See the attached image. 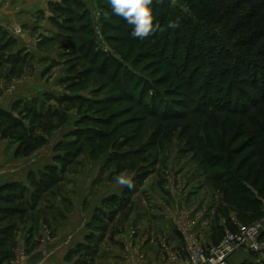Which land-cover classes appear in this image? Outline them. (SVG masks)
Returning <instances> with one entry per match:
<instances>
[{
    "label": "rangeland",
    "instance_id": "rangeland-1",
    "mask_svg": "<svg viewBox=\"0 0 264 264\" xmlns=\"http://www.w3.org/2000/svg\"><path fill=\"white\" fill-rule=\"evenodd\" d=\"M78 1L85 8L75 0L51 1L48 31L40 28L32 34L21 27L3 28L0 24V45L5 48L1 51L4 63L0 68V100L20 96L9 107L12 118L0 127V169L19 174L32 168L25 181L0 186V226L11 225V244H17L22 231L29 244L23 253H17L16 248L9 249V240L4 248L10 250L9 264H25L35 248H50L58 235L62 238L61 232L68 235L67 231L76 229L69 218L79 212L82 227L86 220L88 235L85 243L77 245L65 258L71 264H105L106 260H101L107 247L116 248L124 256V245L119 242L122 236L135 245H145V251L156 245L161 264L176 261L178 258L170 256L169 249L178 243L166 234L158 217L164 214L160 205L173 198L164 188L178 192L188 185L204 188L207 212L213 215L205 225L212 226L210 232L214 230L216 239L212 245L219 244L226 231H236L235 224L250 227L263 221L264 161L254 155L255 149L248 143L257 127L249 123L248 117L227 113V109L248 106V87L242 84L232 91L229 77L221 75L209 89L203 69H198L201 59L193 58L190 70L180 74L171 73L172 65L167 67L158 61L154 64V57L141 59L147 47L143 42H132L134 39L128 41L133 38L131 25L103 29L101 15L110 18L111 12L102 10L97 0L89 5L87 0ZM215 4L177 0L176 7H171L170 0L160 4L154 0L153 6L166 7L153 11L155 21L164 22V30L155 33L161 50L165 36H176L166 30L170 20L200 15L205 28L198 34L200 38L209 36L212 32L207 29L216 25L223 40L233 44L236 54L264 62V56L258 53L264 49V9L253 12L252 4L244 5L227 20L219 21L222 11L213 8ZM84 17L86 20L80 21ZM238 23H244L243 28L232 33ZM82 24L87 27L84 32ZM183 29L185 32L188 25ZM255 32H263L255 47L248 43L238 47L236 41H246ZM34 35L38 37L33 50L29 51L28 44L20 49L18 40L24 36V40L34 43ZM214 35L217 37V32ZM90 40L95 42L94 49L103 53L99 59L83 49ZM186 47L182 45L176 51L179 58H186ZM102 62L104 68H100ZM129 69L136 75L125 76ZM192 74L200 81L189 85ZM236 82L240 83L239 78ZM151 109L164 119L157 118ZM4 127L8 128L6 135ZM206 154L211 166L205 162ZM217 155L221 157L214 162ZM125 170L132 175L134 187L116 196L114 204L111 198L116 192L115 177ZM237 178L241 184L245 182V190L236 185ZM98 200L100 205L96 206ZM5 214L7 220L3 222ZM134 216L140 217L137 225L131 224ZM198 221L200 218L186 221L185 225L208 251L212 245H206L192 231ZM220 222L224 226L220 227ZM39 232L45 236L40 237ZM182 237V250L186 251V239L183 234ZM128 242L126 245L131 247ZM260 242L262 253L241 249L234 252L229 264H264V235ZM80 246L90 250L77 253ZM186 254V264H192L188 251ZM114 255L115 251L111 257ZM208 256L211 259L210 250Z\"/></svg>",
    "mask_w": 264,
    "mask_h": 264
},
{
    "label": "trees",
    "instance_id": "trees-1",
    "mask_svg": "<svg viewBox=\"0 0 264 264\" xmlns=\"http://www.w3.org/2000/svg\"><path fill=\"white\" fill-rule=\"evenodd\" d=\"M65 1L68 3H72L70 2V0H65ZM75 1H76L75 4H77L78 6L82 5L79 7H84V4L82 2L78 0H75ZM106 1L107 0H97L98 4L101 3L102 10L111 12L110 18L104 16L103 14L101 15L103 29H105L106 27H109V28H113L116 30L117 27L119 26L129 25L121 17L116 16L112 13L111 6L108 3L103 4V2H106ZM202 1L203 0H196L197 4H200ZM207 1L211 3H216L213 8H219L216 10H219V12L222 11L218 15L219 21L227 20L229 17L234 15L236 10L240 9L244 5L252 4L253 12L255 11L257 12L259 9H264V0H207ZM154 8L160 9V8H166V7L164 6L162 7L161 5L159 6L152 5V9ZM222 8H226V9L223 11ZM155 9L153 10L154 12H155ZM198 16L199 17L188 14V16L181 17L183 20H179L178 27L168 28L166 26L167 32L170 33L171 31L173 32V34H176V36L174 37V35H171V33H170V36L169 35L165 36L164 43L162 44V47H163L162 50L159 44L156 43L155 34L141 41H139L140 39L138 38L130 39L129 37L128 41L130 40L132 41V39H134L132 42H140V43L143 42V44L147 47V50L142 52L141 59H143L144 57H154L155 59L154 64H155V61H158L159 63H163L167 67L173 66L174 71L171 73L180 74V71L182 70H185L187 72L188 69L190 70L191 64H193L194 59H201V62H200L201 67L198 69H203L202 71L205 73L204 79H205V82H207L206 84H208L207 87L209 89L212 88V85L214 84L213 81L219 78L221 75L224 76L225 78L229 77L227 79V82H229L228 85L232 87V91H234V88H236L238 85L243 84L247 86L249 89V92L246 93L247 95L246 102L247 104L249 103L248 106L240 108V109L238 107L227 109L228 110L227 113L233 111L235 113H239L245 117H248L247 120L249 121V123L257 127V130L255 131V133L250 136L248 143L251 147H254L255 149L254 155L257 156L259 160L264 161V62L261 63L258 58H256L255 60L257 62H255L254 58H249L248 56H245V55L241 56V55L236 54L233 48V44L230 45L229 41L223 40L224 37L220 36L222 32L218 30V27L215 24H213L215 26H210L209 29H207V31L210 30L212 32V33H209V36H205V38L203 37L200 38L199 37L200 35L198 34L201 31L205 32V28H204L203 17H201L200 15ZM85 20H86V17H84L80 21L84 22ZM163 23L160 24L162 29H164ZM244 23L243 24L238 23L237 24L238 28L235 27L234 29H232V33L238 32L240 28H243L242 26L244 25ZM185 25L186 26L188 25V29L184 32L183 26ZM66 27L67 26H64L63 29H66ZM86 28H87L86 25L82 24V28H81L82 32H84ZM72 30L77 31L75 28H72ZM160 32L162 31H157L158 34ZM215 32H217V37H215L214 35ZM242 32H243V35L246 34L245 30H242ZM230 33L231 31L229 32V34ZM262 34L263 32L262 33L255 32L249 35L246 41L245 40L243 41L244 39L243 38V39H239L238 41H236V43L238 44V47L240 44L248 43V45L251 48H253L258 44L259 41L257 39L259 38V36L261 37ZM183 35H185L184 38H183ZM185 44L187 46L186 47L187 49L186 58L181 59L179 58L180 54H178L176 51H178L179 48ZM94 46H95V42H93V40L92 41L90 40L89 42L86 41V43L83 45V49H85L88 55L92 54L94 57L99 59L103 53H101L100 51H96L94 49ZM4 49L5 48H3L2 45H0V68L2 67L4 63L3 55L1 54V51H3ZM258 53L262 55L263 57L264 49L263 51H259ZM103 63L104 62L100 64V68H104L105 65ZM129 70L126 71L125 76H128V75L132 76L133 74H135L132 70L130 71ZM195 77L197 76H193L192 74L191 79L189 81L190 82L189 85L200 81V80H197L198 78H195ZM238 78L240 80V83L236 82ZM189 85L187 84V87H189ZM259 85L263 87L262 90L260 89ZM151 110L154 111L153 114H155L157 118H160L161 120L164 119L162 118V116L157 115V110H154V109H151ZM36 116H38V114ZM11 118H12L11 113L0 109V127L3 126L5 121ZM16 124L19 125L18 122H16ZM7 131H8V128L4 127L3 134L6 135ZM233 153H236V152H233ZM204 156L206 159L205 162H207V164L210 163L209 166H211L212 164L208 160L209 157L207 156V154ZM217 157L218 158H215L216 160L213 159L214 162L217 161L221 157V155L220 156L217 155ZM263 166H264V162H263ZM234 182L236 183V185L239 184V186H241L245 190V186L242 185L243 183L245 184V182H242L241 184V179L237 178L234 180ZM230 185L232 189L237 191V188H236L237 186L235 187L233 186V184H230ZM14 187L16 186H13V188ZM240 191L241 190H238L237 193L238 194L241 193ZM261 191H263V189L260 190V194H261ZM116 198H117L116 196H113L111 198V199H114V204L116 203ZM249 201L250 199H248V202ZM260 201H261L260 199L256 201L258 209H259ZM121 202L123 203V201ZM116 213L117 211L111 213V218H110L111 220L114 219L113 217L114 215H116ZM260 213H261V210L259 209L258 215H261ZM6 216L7 214L3 215L2 216L3 220L1 221L5 222L7 220ZM0 227H4L2 228L3 230H0V264H3L5 261H9L11 259L10 254H9L10 250L5 251L4 248H6L8 241L12 240L11 238L13 236V232L11 230L10 224H7V226L4 225ZM79 248L80 249H78L77 253H81V251L85 252L87 250H90V247H87V246H80ZM86 255L92 256L91 253H87ZM80 264H84V263H80Z\"/></svg>",
    "mask_w": 264,
    "mask_h": 264
},
{
    "label": "crops",
    "instance_id": "crops-1",
    "mask_svg": "<svg viewBox=\"0 0 264 264\" xmlns=\"http://www.w3.org/2000/svg\"><path fill=\"white\" fill-rule=\"evenodd\" d=\"M51 1L55 0H0V13L3 14V16H1L0 14V24H3V28L21 27V29H23L24 31H30L32 34H36L35 31L40 28L44 29L45 31H48L50 25L49 21L52 17V13L48 12L50 11L48 5L49 3L51 4ZM93 2L94 4H96V0H93ZM86 3H88L89 5V3H92V0H87ZM4 6L10 8H3ZM31 37L33 38L31 39V41H34V43H29L24 40V36L18 40L20 49H22V47H25L28 44L29 51L33 50L34 45L36 44L35 42H37L35 41L36 37L38 36L34 35ZM15 88H21V86ZM18 98H20L18 94H15L14 99L1 98L2 100H0V109L8 111L12 103ZM0 164H2V161H0ZM23 164L25 163H22V165ZM25 165L28 166V164ZM34 165L36 164H33L32 166ZM31 169L32 168H28L27 170L19 174H15L7 169H0V186L12 181H25L27 178V173L31 171ZM118 185L119 184L116 185L117 187H114L116 188L115 190L117 193L112 192V194H115V196L117 197H121V194H123V192L129 189L120 185L118 187ZM181 189L182 190H179L178 192L176 189L173 190L164 188V190L168 192V194H171L173 198L170 199L172 200L171 203H169L168 201L170 200L167 199V202H163V204L160 205L161 208H163L162 211L164 214L163 216H158L160 217V220L164 223L166 234H169L170 237H174V241L179 244H173V246H170V256L172 255L174 257H177L178 259L176 261L173 260L169 264H186L184 255L187 256V254L186 251L182 250L181 246L183 237L181 234L182 232L180 231V226L182 223H185L186 221L198 220L200 218V222L198 221L197 224L193 225L192 231L197 234L206 245H212V243H214L216 239V237L213 236L214 230L212 229V232L209 231L212 226L208 228L205 227V225H209V220L212 219L213 215L209 213V211L207 212L208 204L205 199V195H203L204 188H191L188 185L182 187ZM105 198L106 197H104L103 200ZM65 200L68 202L70 201V199L68 198H65ZM95 204L96 206H99L100 201H96ZM211 207L212 206H210V209ZM77 217L79 219H77ZM81 217L82 216L80 212L77 214L76 217L71 216L69 219H71V223L76 229L67 231L69 232H66L68 235H66L65 232H61L62 238L65 235L64 238L62 239L58 235L56 238L57 240L50 246V248H45L46 246L43 248H35V251L31 253L29 260L25 264H71V262H69L68 259L65 260V258H68V255L71 250H74L77 245L85 243V240L87 239L86 236L88 235L87 231L85 230L86 220H84V227H82L81 223L83 219ZM132 221L133 222H131V224L137 225V222L140 221V217L136 218V216H134ZM219 226H224V224L220 222ZM122 228H125L126 230L127 226L123 225ZM18 229L17 231L20 232L21 229ZM39 235H41L40 237L42 238L45 236L42 232ZM33 240L34 242L36 241L35 239ZM127 240L128 238L124 236H122V238L120 237L119 240V242L124 245L123 248H125V252H123L124 256H120L122 252H116V248L107 247L105 255L102 258L103 260H101V262L106 260L104 262L105 264H161V259L159 258L160 250L155 247L156 245L151 247L149 246L150 248H147L148 251H145V245H135L132 241L128 242ZM127 242L130 244L131 247H128V245H126ZM115 247L119 246L116 245ZM27 248H29V244L27 243L26 233L24 234L23 231L20 232V238L19 240H17V244H11V241L9 243V249L11 251L15 249L17 253H23V250H26ZM113 248L115 250H112ZM122 250L123 249H121V251ZM114 251L115 255L111 257V254ZM139 251L142 254L139 255ZM119 257L122 259L118 260ZM10 260L5 261L3 264H9ZM168 262L169 261H164V264ZM76 263L77 262L73 264Z\"/></svg>",
    "mask_w": 264,
    "mask_h": 264
},
{
    "label": "built area",
    "instance_id": "built-area-1",
    "mask_svg": "<svg viewBox=\"0 0 264 264\" xmlns=\"http://www.w3.org/2000/svg\"><path fill=\"white\" fill-rule=\"evenodd\" d=\"M237 230L234 232H225V238L216 246L208 247L204 250L203 245L198 238L190 231V228L182 223L180 231L186 239V251L191 256L192 264H229L228 260L235 251L245 250L249 253H262L261 237L264 235V220L257 224L246 227L235 224ZM186 228V229H185Z\"/></svg>",
    "mask_w": 264,
    "mask_h": 264
},
{
    "label": "clouds",
    "instance_id": "clouds-1",
    "mask_svg": "<svg viewBox=\"0 0 264 264\" xmlns=\"http://www.w3.org/2000/svg\"><path fill=\"white\" fill-rule=\"evenodd\" d=\"M114 15L121 17L131 25L133 30L131 37L144 40L157 31H163L160 24L155 21L152 5L154 0H107ZM164 0H155V3H163ZM177 0H170V6L176 7ZM179 26V20L169 21L168 28ZM116 183L132 189L134 187L132 175L127 170L120 172L115 177Z\"/></svg>",
    "mask_w": 264,
    "mask_h": 264
}]
</instances>
